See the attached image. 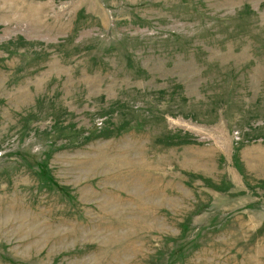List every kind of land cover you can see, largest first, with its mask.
<instances>
[{
  "label": "rangeland",
  "instance_id": "374dc122",
  "mask_svg": "<svg viewBox=\"0 0 264 264\" xmlns=\"http://www.w3.org/2000/svg\"><path fill=\"white\" fill-rule=\"evenodd\" d=\"M0 264H264V0H0Z\"/></svg>",
  "mask_w": 264,
  "mask_h": 264
}]
</instances>
